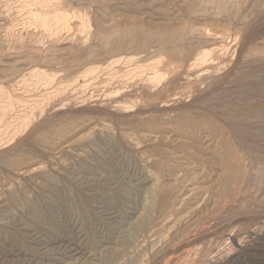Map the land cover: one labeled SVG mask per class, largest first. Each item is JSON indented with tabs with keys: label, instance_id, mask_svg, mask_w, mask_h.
<instances>
[{
	"label": "rangeland",
	"instance_id": "1",
	"mask_svg": "<svg viewBox=\"0 0 264 264\" xmlns=\"http://www.w3.org/2000/svg\"><path fill=\"white\" fill-rule=\"evenodd\" d=\"M8 1L0 0V15L7 20L5 23L1 21L0 27L5 24L12 26L16 21L19 22L20 16L15 12H17L16 7L20 5L16 3L18 5L16 6L14 2ZM61 1H65L68 6L79 11L80 16H85L82 20L84 24L87 23V25L85 24L87 26L85 36L88 35V37L80 34L84 37L81 38L75 30H70V32H66L68 35L63 33L61 37L59 36L64 38L63 42L58 36L52 38L55 39V42L59 39V42L55 43L57 45L55 47L57 51L60 49L59 52L65 55L64 57L54 51L55 56L58 55L56 58L63 57L62 59L66 60L67 56H70L69 51L73 52L74 48L77 49L76 51L86 49L90 57L87 60L88 66H95V64L98 66L104 57L105 60L103 59L101 68L113 61L117 62L112 70L114 73L119 72L117 75L123 76L121 78L116 76L117 79L110 82L111 86L110 84L106 86L103 81H101L103 84L98 83L102 76L106 78V76L109 77V73H113L111 70L106 75L108 70L103 67L106 73L103 70H98L94 78L90 80L92 81L89 83L90 86L68 88V101L63 111H78L79 115L81 113V120L67 121L66 123L69 125L65 123L64 128L62 125V130L56 133L57 136L53 133L52 136L49 135L45 139V142L47 141L45 147L51 152L47 153L51 160L48 157L42 159L33 153L29 154L30 156L24 153L27 156L24 155L25 157L22 158L23 154H20L19 163H17L19 166L16 165L10 171L12 174L9 178L12 181L7 179L8 177H0V187H2L0 188L2 190L0 191V220H2L0 221V264H263L264 0H229V2L224 0L221 7L215 0ZM4 11L5 14L2 13ZM11 17L17 18L15 23H11L14 20ZM74 21L73 23H75ZM14 27L16 28V25ZM90 27L91 29H89ZM181 30L183 32H180ZM135 31L137 32L135 33ZM176 31L178 32L175 34ZM141 32L146 36L148 34L147 37L150 34L148 43L150 41L152 43L148 44L146 52L144 48L140 47L125 52L128 50L125 49L127 44L134 37L139 39V34L142 36ZM73 33L75 37L71 36ZM69 36L71 37L68 38ZM82 39H86L84 40L85 44H81ZM161 39L164 41L161 42ZM165 40L169 42H165ZM106 41H110L111 44ZM221 41L223 43L222 52L218 54V57L215 55L211 61V64L214 62V65L219 69L202 70L204 65L201 67L196 65L194 59L200 57L203 49L209 48L210 45L211 48L217 47ZM55 44L53 42V45ZM105 44L107 45L105 46ZM72 46L74 48L71 50ZM48 55H54L53 51L51 50ZM100 56L102 59L99 58ZM195 56L197 58H194ZM215 57L216 60H214ZM96 58L100 61L95 60ZM129 58H133L132 63L137 61L134 64H129L131 62ZM110 60L112 61L110 62ZM120 60L121 62H119ZM158 60L161 63H158ZM97 61L98 63H95ZM155 63H158V66L163 65L164 71L169 68V72H167H171V74L168 75V77L170 76L168 81L173 83L152 87L141 81V76L144 73L140 76V71H144L149 65ZM131 65L135 67L134 73L139 72V75L131 74L135 77L136 84L133 83L130 86L129 84L134 81L132 76H128L131 72L128 67L131 70L133 68ZM138 65L146 68L140 67V69L143 68L140 70ZM5 66L10 67V65ZM25 66L29 67L30 65ZM123 68L125 69L123 70ZM101 72L103 74H100ZM124 73L128 75L126 76ZM59 74L65 75L64 71ZM118 77L122 80L119 79L121 84L127 83L126 87L117 84ZM199 77L202 78V81ZM175 81L177 83H174ZM104 84L107 88L102 87ZM177 84L178 89H182L178 90ZM117 86L121 93L113 96L112 91H119ZM126 95L129 98H134L133 102L138 99L139 105L123 112L122 109H117L119 107L117 101H121ZM148 103L151 105L149 106ZM154 103L156 104L154 105ZM57 111V114L61 112ZM155 112L157 113L155 114ZM56 113L54 114L56 115ZM108 117L109 120H106ZM100 118H102L101 121ZM111 120L114 122L111 123ZM260 123L263 124L260 125ZM46 126L43 125V127ZM23 135L14 136L10 142L5 139L11 145H5L3 142L2 147L4 148L0 144V153H2L0 154V170L9 169L7 166L9 159L12 155H16L17 151H21L20 147L28 140L25 138L27 134L25 133V137H22ZM13 145V150L16 152L12 150ZM7 154L12 155L8 156ZM34 155H37V158ZM217 156H222L227 164L221 173V179L228 187H225V190L222 186L219 187L220 189L218 187L215 189L217 200L213 206L214 208L216 204H219V207L224 206V209H219L220 217L222 215L230 218V222H226V225L223 224L226 229H229L224 232V235L231 231L233 234H231L232 236L223 235L225 239L223 237L221 241L216 235L211 237L205 231V226L201 225L198 218L194 216L195 209L202 203L206 194L201 196L202 198L196 206H193L190 201L193 196L203 192L207 182H210L207 178L206 165L210 162L212 165L215 164ZM44 160L45 163L42 162ZM254 164L255 166H252ZM156 167L157 170H155ZM6 180L10 182L7 186L8 181L6 182ZM44 180H46V185ZM56 180L59 181L57 182L59 185ZM178 181L180 188L173 190V193L169 192V195L166 196V199L169 196L168 199H165L164 205L162 204L160 210L156 212L153 208L157 201L155 200L157 194H161L167 189H173L172 187ZM158 183L161 184L158 185ZM19 189L22 193V204L24 206L29 204L26 205L27 208L23 205H14L18 209L15 210L14 206L5 204L4 196L16 194ZM230 189L232 190L230 191ZM1 192L3 193L1 194ZM242 199L246 206L242 204ZM260 200L263 202H259ZM244 201L250 205L247 206ZM33 204L37 205L38 214L30 216L28 207ZM240 206H244V209L257 207L256 211H259L258 214L263 218L252 227L240 223L238 225L235 221L236 218L233 219L232 216L236 214L235 207ZM19 208H26L27 211L21 212ZM226 211L227 214H225ZM150 213L151 215L154 213V215L151 217ZM4 214L6 216L10 214V216L3 217ZM146 214H149L150 217ZM148 220L152 221L148 222ZM28 224L33 227L27 226ZM6 231L8 232L6 233ZM208 232L210 233L209 229ZM1 233L3 234L1 235ZM236 236L238 237L236 238ZM122 239L123 241H121ZM229 243L235 246V250L230 254L226 248ZM200 245L206 247L204 256L200 257V260L185 253L192 248L200 247ZM208 246H211V252L207 250ZM244 253H250L251 259L246 258L247 255ZM169 254L174 255V261L166 260L171 257ZM235 256H238V259L229 263L228 261L236 258ZM192 260H196V262Z\"/></svg>",
	"mask_w": 264,
	"mask_h": 264
},
{
	"label": "bare ground",
	"instance_id": "2",
	"mask_svg": "<svg viewBox=\"0 0 264 264\" xmlns=\"http://www.w3.org/2000/svg\"><path fill=\"white\" fill-rule=\"evenodd\" d=\"M6 2V0H4ZM8 1V0H7ZM10 3L11 2H14V4L16 5V3H18L20 6L16 7V11L15 13H17L16 15L20 16L18 18L19 19V22L16 21L17 18H12L14 20H10L11 23H16L14 25H16V28L14 27V25L12 26H9V25H2V27H0V144H1V147L3 146V142L5 143V145H11V143L8 144V142L6 140H8L10 142V140H13V137L16 136V135H22L24 134L22 137H25V133L27 134V136L25 138H28V140L22 144V146L20 147L21 148V151L19 150V152L13 150L14 148V141H12V143L14 144L12 146V150L13 152L15 151L16 152V155H12L13 152L11 151L12 155L11 158L9 159L8 161V167L9 169H2L0 170V177H3L6 178L8 177L7 179L10 180V176H11V169L13 167H15L17 165V163H19V159H20V154H23L22 155V158H24L25 156H30L29 154L33 153V154H37L39 155L40 157H42V159L46 157L49 158L50 155L47 154V153H51L49 152V149L45 147L47 141L45 142V139H47V137L49 135H53V133L56 135L57 132H59V130L61 131L62 130V125H63V128L65 126V123L67 121L70 122V120H72L73 122V119L74 122L76 121V119L78 121H80V115L78 114V111H63L66 104H67V101H68V94H67V89L68 88H85V87H88L90 86V80H92L95 76V74L97 73V71H104L105 68H107L106 70H108V72L106 73V75H108L109 72H111L112 68L114 69V64H116L117 62H114L113 63H110L112 60H110V64L109 65H106V67H103L101 68L102 64H103V59L102 57L100 56L99 58L102 59L100 61V59L98 60V58H96L95 60H98L100 61L101 65L98 67L97 64H95V66H88V62L87 60L90 59V57L88 56V52L86 51V49L83 51L81 49H78V51H76L77 49L74 48L73 46H75V44H73V46L70 48L71 50L73 49L74 51L76 52H72V51H69V55L70 56H67L68 58L66 60L64 59H57L59 57L56 58V55L55 54H62L60 53V49H58L57 51V48L55 46H57L55 43L56 42H59V39H57L58 41L55 42V39H52V38H56L58 36V38H60L62 36L63 33H68L70 32V30H75L76 33L79 34V37L81 35L85 36L86 35V25L87 23L84 24V21L82 20L83 17L85 16H80L81 13L77 10H74L72 7L68 6L65 1H61V0H9ZM8 1V2H9ZM202 1V0H201ZM207 1V0H205ZM229 2V0H227ZM215 2L217 4H220V7L222 6L224 0H215ZM227 2V3H228ZM73 3V2H72ZM93 3V2H92ZM113 3V2H112ZM226 3V2H225ZM226 3V4H227ZM6 4V3H4ZM3 4V6H4ZM13 4V3H12ZM13 4V6H15ZM225 4V7H227ZM85 5V4H84ZM6 6V5H5ZM8 6L9 3H8ZM11 5V7H13ZM104 6V5H103ZM7 7V6H6ZM76 7V6H75ZM81 7V6H80ZM219 7V8H220ZM5 8V7H4ZM9 9V7H7ZM82 8V7H81ZM86 8V7H84ZM83 8V9H84ZM223 8V7H222ZM6 9V8H5ZM13 10H15L14 8H12ZM82 9V10H83ZM218 9V8H217ZM227 9V8H225ZM221 10V9H220ZM10 11V10H8ZM85 11V10H84ZM219 11V10H218ZM99 12V11H98ZM221 12V11H220ZM3 14H5V11L2 12ZM9 13V12H8ZM84 13V12H83ZM100 13V12H99ZM10 14V13H9ZM20 14V15H19ZM12 15V14H11ZM223 15V14H222ZM3 16V15H2ZM88 16V15H87ZM218 16V15H217ZM91 17V16H90ZM246 17V16H245ZM89 18V17H88ZM7 19L9 20V18L7 17ZM107 19V18H106ZM76 20V21H74ZM87 20V19H86ZM85 20V21H86ZM132 20V19H131ZM6 22L7 20H5L3 17H1L0 15V22ZM73 21L75 23H73ZM246 21V20H245ZM18 22V23H17ZM88 22V21H86ZM92 22V21H91ZM9 23V21H8ZM89 23V22H88ZM93 23V22H92ZM9 26V27H8ZM89 26V25H88ZM14 27V28H13ZM91 29V27L89 28ZM88 29V30H89ZM126 29V28H125ZM102 30V29H101ZM100 30V31H101ZM127 31V30H126ZM129 31V30H128ZM194 31V30H193ZM192 31V32H193ZM213 31V30H212ZM219 31V30H218ZM80 32V33H79ZM88 32V31H87ZM124 32V31H123ZM137 31H135L136 33ZM146 32V31H145ZM178 31L175 32V34L177 33ZM180 32H183L182 30ZM197 32V31H196ZM66 33V34H67ZM83 33V34H82ZM89 33H90V30H89ZM121 33V32H120ZM134 33V34H135ZM142 33V32H141ZM204 33V32H203ZM214 33V32H213ZM81 34V35H80ZM107 34V33H106ZM128 34V33H127ZM126 34V35H127ZM133 34V32H132ZM131 34V35H132ZM182 34V33H181ZM212 34V33H210ZM217 34V33H215ZM214 34V35H215ZM237 34V32H236ZM256 34V33H255ZM68 35V34H67ZM66 35V36H67ZM140 37L139 39H135L136 37H134V39L132 40V36H131V42L129 44H127V48L125 47V49L127 51L125 52H128L129 50H132V48H144L145 49V52L148 48V44H150V42L148 43V41L150 40V34H149V37L148 34L146 36V34L144 35L142 33V36L144 35V38L141 36V34H139ZM172 35V34H171ZM180 35V34H179ZM178 35V37H179ZM207 35V34H206ZM227 35V34H226ZM60 36V37H59ZM65 36V37H66ZM71 36L75 37L74 36V33L71 34ZM71 36H69L68 38H70ZM78 36V35H76ZM83 36H81V38H84ZM94 36V35H93ZM118 36V35H117ZM122 36V35H121ZM136 36V34H135ZM146 36V37H145ZM152 36V35H151ZM161 36V35H160ZM177 36V35H175ZM174 36V37H175ZM217 36V35H215ZM219 36V35H218ZM223 36H225L223 34ZM240 36V35H239ZM72 37V38H73ZM85 37H88L85 36ZM95 37V36H94ZM93 37V38H94ZM130 37V35H129ZM171 37V36H170ZM172 37V38H174ZM222 37V36H221ZM227 37V36H226ZM236 37V36H235ZM67 38V39H68ZM71 38V39H72ZM119 37H117L118 39ZM147 38V39H146ZM183 38V36H182ZM217 38V37H216ZM62 39L61 41L63 42L64 41V38H60ZM75 39V38H74ZM73 39V40H74ZM88 39V38H87ZM96 39V38H95ZM107 39V38H106ZM120 39V38H119ZM149 39V40H148ZM178 39V38H177ZM223 39V38H221ZM237 39V38H236ZM77 40V39H76ZM84 40L86 39H82L81 41V44H85L86 42H84ZM97 40V39H96ZM103 40H104V37H103ZM136 40V41H135ZM163 39H161V42H162ZM175 40V39H174ZM219 40V39H218ZM217 40V41H218ZM68 41V40H67ZM115 41V40H114ZM160 41V40H159ZM164 41V40H163ZM168 40H165V42H167ZM173 41V39H172ZM224 41V40H223ZM53 42L55 45H53ZM78 42V40H77ZM88 42V41H87ZM107 42V41H106ZM119 42V41H118ZM122 42V41H121ZM169 42V41H168ZM177 42V41H176ZM189 42V41H188ZM71 43V42H70ZM68 43V44H70ZM108 44H111L110 41L107 42ZM117 43V42H116ZM114 43V44H116ZM152 43V42H151ZM59 44V43H58ZM79 44H80V40H79ZM103 44V43H102ZM77 45V44H76ZM107 44H105L106 46ZM124 46L126 44H123ZM54 46V48H53ZM83 46V45H82ZM117 46V45H115ZM168 46V45H167ZM178 46V45H176ZM204 46V45H203ZM211 46V45H210ZM209 46V48L207 47V49H203L200 53V57L197 58L196 56L194 58H197V59H193L196 61H191V62H195L196 65H199L200 67L202 65H204V71H207L208 69L211 71V70H214V68H216L217 70L219 69L218 66L214 65L215 63L212 62L211 64V61H213V57L216 55L218 57V54L221 53L222 51V48H223V43L221 41L220 45L217 46V47H214V48H211ZM76 47V46H75ZM87 47V46H86ZM95 47V46H94ZM98 47V46H97ZM108 47V46H107ZM190 47V46H189ZM192 47V46H191ZM205 47V46H204ZM56 48V49H55ZM79 48V47H78ZM111 48V47H109ZM116 48V47H115ZM120 48V46H119ZM55 49V50H54ZM63 49V48H62ZM68 49H69V46H68ZM89 49V48H88ZM103 49V48H102ZM104 49H106L104 47ZM143 49V50H144ZM169 49V48H168ZM171 49V48H170ZM51 50L53 51L54 55H48ZM67 50V49H66ZM81 50V51H80ZM110 50V49H109ZM115 50V49H114ZM134 50V49H133ZM177 50V49H176ZM181 50V49H180ZM185 50V49H184ZM56 51V53L54 52ZM63 51V50H61ZM65 51V50H64ZM63 51V52H64ZM95 50H93L94 52ZM106 51V50H105ZM121 51V50H120ZM171 51V50H170ZM198 51V50H197ZM59 52V53H58ZM68 52V51H67ZM71 52V53H70ZM110 52V51H109ZM115 52V51H114ZM117 52V51H116ZM122 52V51H121ZM141 52V51H140ZM30 53V55H29ZM36 54L37 56H35L34 54ZM66 53V52H65ZM95 53V52H94ZM197 53V52H196ZM195 53V55H196ZM92 54V53H91ZM176 54V53H175ZM32 55V56H31ZM34 55V56H33ZM64 55V54H62ZM134 55V53H133ZM179 55V54H178ZM176 55V56H178ZM228 55V54H227ZM105 56V55H103ZM194 56V55H192ZM65 57V55H64ZM174 57V56H173ZM180 57V56H179ZM190 57V56H189ZM118 58V57H117ZM116 58V59H117ZM128 58V57H127ZM138 58V57H137ZM130 59V58H129ZM133 58L130 59V61L132 60ZM218 59V58H217ZM220 59V58H219ZM30 60V62H29ZM105 60V59H104ZM107 60V58H106ZM214 60H216V57L214 58ZM95 62V63H98ZM116 61V60H115ZM124 62H126L125 60H123ZM133 61V60H132ZM129 62L130 63H132ZM137 61V60H136ZM134 61V63L136 62ZM157 61V60H156ZM186 61V60H185ZM254 61V60H253ZM27 64H26V63ZM121 62V60L119 61ZM118 62V63H119ZM127 62V63H128ZM160 61L158 60V63ZM264 62V61H263ZM25 63V64H24ZM29 63V64H28ZM91 63V62H90ZM105 63V62H104ZM107 63V62H106ZM132 63V64H134ZM139 63V62H138ZM158 63H155V64H151L148 66L147 69H145L144 71H140L142 70L143 68H146V67H143V66H139V69L140 67H143L141 68L139 71H140V76L141 74H143L141 77V81L144 82L145 84H148L152 87H159V85L161 86L162 84L164 83H173V82H169L168 80L170 79V76L168 77L170 73H168V69L167 71H164L162 69V66L163 65H160L158 66ZM161 63V62H160ZM171 63V62H170ZM187 63V62H186ZM126 64V63H125ZM188 64V63H187ZM218 64V63H217ZM228 64V63H227ZM5 65H10V67H6ZM25 65H30L29 67L25 66ZM120 65V64H119ZM174 65V64H173ZM5 66V67H4ZM25 66V67H24ZM57 66H59V68H57ZM132 66V65H131ZM134 66V65H133ZM132 66V67H133ZM167 66V65H166ZM192 66V65H191ZM193 67V66H192ZM130 74L128 72V76H132L133 78V82L132 83H128L130 86L131 84H136L135 82V77L133 75H131L132 73H134L135 71V67L134 70L132 68V70L130 69V67H128ZM191 68V67H190ZM221 68V67H220ZM259 68V67H258ZM125 68H123L124 70ZM207 69V70H205ZM201 70V69H200ZM64 71V76L60 75L59 73L60 72H63ZM122 71V69H121ZM138 71V69H137ZM172 71V70H171ZM175 71V70H174ZM113 72V70H112ZM123 72V71H122ZM121 72V73H122ZM201 72V71H200ZM104 73V74H105ZM117 73L119 74V72H116V73H109V77L106 76H102V78L100 79V82L97 80L98 76L100 74H103V72H101L96 78V80L98 81V83H101V81H103L104 83H106V86H108V84H110L111 86V81L115 80L116 76H120V75H117ZM120 73V74H121ZM204 73V72H203ZM214 73V72H213ZM231 73V72H230ZM237 73V72H236ZM125 74V73H124ZM134 74L136 75H139V72H135ZM196 74V73H195ZM198 74V73H197ZM200 74V73H199ZM202 74V72H201ZM126 75V74H125ZM124 75V76H125ZM126 75V76H127ZM194 75V74H193ZM123 76V75H121ZM120 76V78H121ZM125 76V77H126ZM196 76V75H195ZM194 76V77H195ZM199 76V75H198ZM205 76V75H204ZM105 79H104V78ZM124 77V78H125ZM138 77V76H136ZM139 77V78H141ZM181 77V76H180ZM202 77V75H201ZM199 77V79L201 78ZM206 77V76H205ZM204 77V78H205ZM213 77V76H212ZM224 77V76H223ZM118 77V80L120 79ZM182 78V77H181ZM209 78V77H208ZM104 79V80H103ZM117 79V78H116ZM221 79V78H220ZM229 79V78H228ZM121 80V79H120ZM120 80L118 81V85L121 84L120 83ZM128 80H129V77H128ZM206 80V79H205ZM122 81V80H121ZM141 81L138 80L139 83H141ZM197 81V79H196ZM200 81H202V78L200 79ZM127 82V81H125ZM124 82V83H125ZM177 82L180 83L179 80H177ZM176 81L174 83H177ZM197 83V82H196ZM215 83V82H214ZM103 84V83H101ZM114 84V83H113ZM114 85H116V83ZM145 84H143L145 86ZM123 84H121L120 86L122 87ZM127 86V83L125 84ZM123 85V86H125ZM184 85V84H183ZM106 87L105 84L102 85V87ZM125 86V87H126ZM149 86V88H150ZM119 88V86H117ZM115 88V89H118V88ZM148 87V86H147ZM163 87V86H162ZM183 87V86H182ZM216 87V86H215ZM107 88V87H106ZM109 89V88H108ZM107 89V90H108ZM114 89V90H115ZM151 89V88H150ZM153 89V88H152ZM157 89V88H155ZM163 89V88H162ZM176 89V88H175ZM177 89H178V84H177ZM179 89H182V88H179ZM178 89V90H179ZM192 89V88H191ZM72 90V89H71ZM91 90V89H90ZM106 90V89H105ZM112 90H113V87H112ZM111 90V91H112ZM136 90V89H135ZM133 90V91H135ZM142 90V89H141ZM159 90V89H158ZM92 91V90H91ZM101 91V90H100ZM104 91V90H103ZM102 91V92H103ZM109 91V90H108ZM107 91V92H108ZM122 91V90H121ZM130 91V90H129ZM160 91V90H159ZM220 91V90H219ZM74 92V91H73ZM110 92V91H109ZM165 92V91H164ZM170 92V91H169ZM168 92V93H169ZM106 93V92H105ZM118 93H121L120 92V88H119V91L115 90V91H112L111 94L114 96V95H117ZM158 93V92H157ZM184 93V92H183ZM72 94V93H71ZM100 94V93H99ZM134 94V92H133ZM160 94V93H159ZM175 94V93H174ZM110 95V94H108ZM119 95V94H118ZM156 95V94H155ZM167 95V94H165ZM164 95V96H165ZM170 95V94H169ZM73 96V95H72ZM158 96V94H157ZM178 96V95H177ZM224 96V95H223ZM110 97V96H109ZM131 97V96H130ZM136 97V96H135ZM144 97V96H143ZM151 97V96H150ZM159 97V96H158ZM105 98V97H104ZM118 99V97H116ZM114 98V99H116ZM148 98V97H147ZM146 98V99H147ZM168 98V97H167ZM134 99V98H133ZM132 98H129L127 97H123L120 100L117 101V109L119 108L122 109V111L124 112L125 110H130V108H134L136 107L135 105H139V101H137L136 99L134 101H136L138 104H135L136 102H133ZM143 99V98H141ZM154 99V98H153ZM163 99V98H162ZM161 99V100H162ZM73 100V99H72ZM89 100V99H88ZM145 100V99H143ZM149 100V99H148ZM176 100V99H175ZM178 100V99H177ZM152 101V100H150ZM155 101V100H154ZM142 102V101H141ZM144 102V101H143ZM147 102V101H146ZM149 102V101H148ZM158 102V101H157ZM81 103V102H80ZM161 103V102H160ZM199 103V102H198ZM70 104V103H69ZM87 104V103H85ZM116 104V103H115ZM141 104V103H140ZM149 106L151 105L150 103H148ZM156 103H154L155 105ZM94 105V104H93ZM231 105V103H230ZM81 106V104H80ZM109 106V105H108ZM141 106V105H140ZM156 107V106H155ZM107 108V107H106ZM151 108V107H150ZM153 108V107H152ZM230 108V107H229ZM140 109V108H139ZM147 109V108H146ZM156 109V108H155ZM247 109V108H246ZM59 110V111H57ZM162 110V109H161ZM57 112H60V113H56ZM105 111V110H104ZM118 111V110H117ZM82 112V111H81ZM56 113V115L54 114ZM157 112H155L156 114ZM262 113V112H261ZM49 114V115H48ZM154 114V113H153ZM83 115V113H82ZM218 115V114H217ZM257 115V114H256ZM90 116V115H88ZM93 116V115H92ZM140 116V115H139ZM249 116V115H248ZM84 117V116H82ZM81 117V118H82ZM223 117V116H221ZM104 118V117H103ZM107 118V117H106ZM102 118H100V121H101ZM105 119V118H104ZM103 119V121H105ZM113 119V118H112ZM146 119V118H145ZM106 120H109V117L108 119ZM115 120V119H114ZM252 120V119H251ZM155 121V120H154ZM68 122V123H69ZM114 122V121H113ZM112 120H111V123H113ZM148 123V122H147ZM216 123V122H215ZM263 123H260V125H262ZM43 125H47L46 127H43ZM66 125H69L66 123ZM72 125V124H71ZM112 125V124H110ZM109 125V126H110ZM218 125V124H217ZM254 125V124H252ZM108 126V124H107ZM106 126V127H107ZM264 126V125H263ZM69 127V126H68ZM105 127V126H104ZM251 127V126H250ZM150 128V127H149ZM214 128V127H213ZM101 129V128H100ZM151 129V128H150ZM157 129V128H156ZM107 130V129H106ZM121 130V129H120ZM152 130V129H151ZM252 130V129H251ZM108 131V130H107ZM118 131V130H117ZM123 131V130H122ZM80 132V131H79ZM106 133V132H105ZM117 133V132H116ZM96 134V133H95ZM51 135V136H52ZM54 135V136H55ZM122 135V134H121ZM161 135V134H160ZM57 136V135H56ZM82 137V136H81ZM111 137V136H110ZM130 137V136H129ZM135 137V136H134ZM244 137V136H243ZM18 138V137H17ZM112 138V137H111ZM255 138V137H254ZM6 139V140H5ZM15 139V138H14ZM21 139V138H20ZM49 139V138H48ZM63 139V138H62ZM128 139V138H127ZM135 139V138H134ZM245 139V137H244ZM248 139V138H247ZM4 140V141H3ZM25 140V139H24ZM6 141V142H5ZM134 141V140H133ZM136 141V140H135ZM254 141V140H253ZM2 142V143H1ZM15 142H17L15 140ZM68 142V141H67ZM72 142V141H71ZM7 143V144H6ZM234 143V142H233ZM50 144V143H49ZM72 144V143H71ZM133 144V143H132ZM131 144V145H132ZM135 144V143H134ZM231 145V144H230ZM4 148V147H2ZM11 149V146L9 147ZM98 148V147H97ZM234 148V147H233ZM225 149V148H224ZM232 149V147H231ZM3 150V149H1ZM233 150V149H232ZM51 151V150H50ZM219 151V150H218ZM24 153H27L26 155ZM53 153V152H52ZM71 153V152H69ZM2 154V153H0ZM4 154V153H3ZM15 154V153H14ZM47 154V156H45ZM98 154V153H97ZM213 154V153H212ZM8 156H10L9 154H7ZM25 155V156H24ZM37 155H34L35 157ZM49 155V156H48ZM53 155V154H52ZM51 155V156H52ZM218 155V154H217ZM220 155V154H219ZM232 155V154H231ZM234 155V154H233ZM5 156V155H4ZM2 156V157H4ZM38 156V157H39ZM216 156V155H215ZM236 156V155H235ZM7 157V156H6ZM222 156H217L216 158V163L215 164H208L206 165L207 166V169H208V175H207V178L209 179V183L207 182V185L204 187V191L203 192H200V194L198 195H195L192 197V199L190 200L191 203L193 204V206H196L199 204L200 200H201V196L206 194V197L204 198V200L202 199V203L195 209L194 211V216H196L198 218V221L200 222L201 225L205 226L204 228H206V232L208 234H210L211 237H213V235H216L219 239L218 240H222L224 236H229L232 234V231L230 233H227V235H224V232L228 229H226L225 226H223V224H225L226 222L228 223L229 219L228 217H223L221 215L220 217V212H219V209L221 210L224 209V206L223 207H219V204L216 206L215 205V208L213 206V204L216 202V195H215V189H217V187L219 188L220 186H222L225 190V184H224V181L221 179V173L224 169V166L227 164L224 162V158ZM37 158V157H36ZM6 159V158H5ZM41 159V160H42ZM50 159V158H49ZM226 159V158H225ZM51 160V159H50ZM49 160V161H50ZM54 160V159H53ZM21 161V160H20ZM32 161V160H31ZM57 161V160H56ZM73 161V160H72ZM45 163V160L42 161ZM156 162V161H155ZM34 163V162H33ZM70 163V162H69ZM74 163V162H73ZM157 163V162H156ZM155 163V164H156ZM231 163V162H229ZM232 164V163H231ZM29 165V164H28ZM158 165V164H156ZM160 165V164H159ZM1 166H3V164L1 163ZM6 166V164H5ZM19 166V165H17ZM21 166V165H20ZM26 166V165H25ZM75 166V165H74ZM252 166H255L252 165ZM258 166V165H257ZM45 167V166H44ZM54 167V166H53ZM154 167V166H153ZM160 167V166H158ZM19 168V167H17ZM226 168V167H225ZM229 168V167H228ZM256 168V167H255ZM25 169V168H24ZM31 169V168H30ZM15 170V169H13ZM61 170V169H60ZM154 170V169H153ZM155 170H157V167L155 168ZM261 170V169H260ZM18 172V171H17ZM149 172V171H148ZM156 173V172H155ZM165 173V172H164ZM162 174V173H161ZM167 174V173H166ZM206 174V173H205ZM240 174V173H239ZM44 175V174H43ZM47 175V174H46ZM57 175V174H56ZM101 175V174H100ZM150 175V174H149ZM152 175V174H151ZM23 176V175H22ZM45 176V175H44ZM154 176V175H152ZM205 178H206V175H204ZM59 177V176H57ZM155 177V176H154ZM153 177V178H154ZM16 178V177H15ZM54 178V177H53ZM62 178V177H61ZM178 179V178H177ZM182 179V178H181ZM15 180V179H14ZM20 180V179H19ZM22 180V179H21ZM46 180H47V176H46ZM46 180H44V183L46 185ZM69 180V179H68ZM258 180V179H257ZM5 181V180H4ZM8 180H6L7 182ZM12 181V180H10ZM17 181V180H16ZM41 181V180H40ZM48 181V180H47ZM53 181V180H51ZM50 181V182H51ZM147 181V180H146ZM154 181V180H153ZM172 181V180H171ZM244 181V180H243ZM43 182V180H42ZM41 182V183H42ZM59 182L56 180V183ZM61 182V181H60ZM164 182V181H163ZM258 182V181H257ZM256 182V184H257ZM10 183L9 181L6 183V186L7 184ZM53 183V182H52ZM55 183V182H54ZM55 183V184H56ZM13 184V183H12ZM49 184V183H48ZM47 184V186H48ZM58 184V183H57ZM78 184V183H77ZM161 184V183H160ZM158 183V185H160ZM165 184V182H164ZM169 184V183H168ZM171 184V183H170ZM204 184V183H203ZM1 185H2V180H1ZM4 185V184H3ZM2 185V186H3ZM15 185V184H13ZM27 185V184H26ZM59 185V184H58ZM174 185V184H173ZM259 185V184H258ZM5 186V187H6ZM10 186V185H9ZM32 186V185H31ZM39 186V185H38ZM72 186V185H71ZM78 186V185H77ZM27 187V186H26ZM40 187H41V184H40ZM57 187V186H56ZM157 187V186H156ZM167 187V186H166ZM228 187V186H227ZM226 187V188H227ZM240 187V186H239ZM2 188V187H0ZM4 188V187H3ZM25 188V187H24ZM38 188V187H37ZM73 188V187H72ZM165 188V187H164ZM173 189H167V191H162L161 194L158 193L157 194V197L155 200H157L155 202V207L153 209L156 210V212H158V210H160L163 202L165 201L166 199V196L169 195V192H172L173 190L177 189V188H180V182L178 181L176 183L175 186L172 187ZM8 189V188H7ZM6 189V190H7ZM44 189V188H42ZM220 189V188H219ZM4 190V189H3ZM10 190V189H9ZM27 190V189H26ZM160 190V189H159ZM232 189H230L231 191ZM234 190V189H233ZM254 190V189H253ZM2 191V190H0ZM37 191V190H36ZM34 191V192H36ZM71 191V190H70ZM148 191V190H147ZM222 191V190H221ZM228 191V190H227ZM8 192V191H7ZM32 192V191H31ZM157 192V190H156ZM160 192V191H159ZM174 192V191H173ZM172 192V193H173ZM244 192V191H243ZM248 192V190H247ZM3 192H1L2 194ZM24 193V192H23ZM39 193V192H38ZM222 193V192H221ZM258 193V192H257ZM5 194V193H4ZM14 194V193H13ZM10 195L6 193L7 196H4L5 197V204H9L11 205L12 207L15 205H23L22 204V193L19 189V191L16 192V194L14 195ZM27 194V192H26ZM156 194V193H155ZM232 194V192H231ZM37 195V194H36ZM102 195V194H101ZM230 195V194H229ZM246 195V194H245ZM2 196V195H1ZM222 196V195H221ZM220 196V198H221ZM226 196V195H225ZM44 197V195H43ZM100 197V196H99ZM169 197V196H168ZM167 197V199H168ZM242 197V196H241ZM248 197V196H247ZM153 198V197H151ZM244 198V197H243ZM25 199V198H24ZM166 199V200H167ZM181 199V198H180ZM219 199V198H218ZM114 200V199H113ZM134 200V199H133ZM146 200V199H145ZM228 200V199H227ZM233 200V199H231ZM243 200L242 199V204H243ZM251 200V198H250ZM253 200V199H252ZM219 201V200H218ZM217 201V202H218ZM234 201V200H233ZM238 201V200H237ZM246 201V200H245ZM244 201V203H246ZM232 202V201H231ZM239 202V201H238ZM237 202V203H238ZM258 202V201H257ZM259 202H263V201H259ZM258 202V203H259ZM165 203V202H164ZM226 203V202H225ZM240 203V202H239ZM238 203V204H239ZM26 204V203H25ZM29 204V203H28ZM26 204V205H28ZM106 204V203H105ZM222 204V203H221ZM230 204V207H231V203ZM233 204V202H232ZM247 204V203H246ZM256 204V203H254ZM263 204V203H262ZM26 205L23 207H26ZM164 205V204H163ZM228 205V203H227ZM244 205V204H243ZM250 205V204H249ZM247 204V206H249ZM252 205V204H251ZM259 205V204H258ZM257 205V207H259ZM261 205V204H260ZM14 206V207H15ZM74 206V205H73ZM235 206V205H234ZM239 206V205H238ZM246 206V205H244ZM244 206H240V207H235L236 209H234V211L236 212L235 215H233V219L236 218V223H239L240 224H245L246 226L248 227H252L254 226L255 224H258L261 219L263 218V216H261L260 214H258L259 211H256L257 207H252L250 209H244ZM256 206V205H255ZM110 207V206H109ZM251 207V206H250ZM7 208H10L7 206ZM6 208V209H7ZM27 208V207H26ZM26 208L24 209H20V211L22 212L23 210L27 211ZM232 208V207H231ZM234 208V207H233ZM260 208V207H259ZM13 209V208H12ZM15 210H18L16 209V207L14 208ZM229 209V208H228ZM227 209V210H228ZM264 209V208H262ZM5 211V210H4ZM40 211V210H39ZM97 211V210H96ZM223 211V210H222ZM8 212V211H6ZM4 212V213H6ZM50 212V211H49ZM48 212V213H49ZM154 212V211H153ZM225 212V211H224ZM9 213V212H8ZM28 213L30 214V216H33V214H36L37 213V205L36 204H33L31 206L28 207ZM230 213V212H229ZM3 214V213H2ZM7 214V213H6ZM6 214L3 215V217L6 216ZM14 214V213H13ZM38 214V213H37ZM227 214V211L226 213ZM264 214V212H263ZM149 216V214H146ZM146 215H144L146 217ZM154 215V213H150V216L152 217ZM232 215V214H231ZM7 216H10L7 215ZM6 216V217H7ZM13 216V215H12ZM149 216V217H150ZM228 216H230L228 214ZM119 217V216H118ZM231 217V218H232ZM31 219V217H28V219ZM154 218V217H153ZM1 219V218H0ZM5 219V218H4ZM146 219V218H145ZM151 219V218H150ZM21 220V219H20ZM19 220V221H20ZM33 220V219H32ZM153 220V219H152ZM151 220V221H152ZM2 221V220H0ZM31 221V220H30ZM35 221V220H33ZM81 221V220H80ZM148 220V222H151ZM18 222V221H17ZM32 222V221H31ZM85 222V221H84ZM147 222V223H148ZM230 222V221H229ZM25 223V221H24ZM33 223V222H32ZM35 223V222H34ZM120 223V222H119ZM235 223V224H236ZM11 224V223H10ZM27 224V223H26ZM26 224H23L26 226ZM234 224V223H233ZM15 225V224H14ZM35 225V224H34ZM37 225V224H36ZM35 225V226H36ZM39 225V224H38ZM221 225V226H219ZM226 225V224H225ZM230 225V224H229ZM237 225V224H236ZM27 226L29 227H33V226H30V224H28ZM243 226V225H242ZM23 227V226H22ZM234 227V226H233ZM11 228V227H10ZM134 228V227H133ZM241 228V227H240ZM259 228V227H258ZM14 229V228H13ZM25 229V228H24ZM208 229L210 231V233L208 232ZM231 229V228H230ZM26 230H28V228H26ZM204 230V229H203ZM229 230V229H228ZM235 230V229H234ZM239 230V229H238ZM31 231V230H30ZM34 231V230H33ZM41 231V230H40ZM204 231V233H205ZM237 231V230H236ZM262 231V230H261ZM1 232V231H0ZM3 232V230H2ZM8 231H6L7 233ZM11 232V231H10ZM238 232V231H237ZM5 233V232H4ZM206 233V234H207ZM3 233H1L2 235ZM235 234H238L235 232ZM14 235V234H13ZM224 235V236H223ZM233 235V234H232ZM231 235V236H232ZM22 236V235H21ZM204 236V235H203ZM16 237H17V234H16ZM165 237V236H164ZM205 237V236H204ZM203 237V238H204ZM208 237V236H207ZM238 236H236L237 238ZM124 238V237H123ZM235 238V239H236ZM140 239V238H139ZM225 239V237H224ZM230 239V238H229ZM61 240V239H60ZM107 240V239H106ZM126 240V239H125ZM165 240V239H164ZM237 240V239H236ZM241 240V239H240ZM123 241V239L121 240ZM166 241V240H165ZM219 241V242H220ZM226 241V240H224ZM235 241V240H234ZM40 242V241H39ZM142 242V241H141ZM149 243V242H148ZM211 243V242H210ZM227 243V241H226ZM30 244V243H29ZM64 244V243H63ZM219 244V243H218ZM237 244H239L237 242ZM258 244V243H257ZM68 245V244H67ZM152 245V244H151ZM154 245V244H153ZM222 245H225V244H222ZM27 246V245H26ZM47 246V245H46ZM124 246V245H123ZM155 246V245H154ZM152 246V247H154ZM41 247V246H40ZM107 247V246H106ZM205 246L204 245H200L195 247V248H192L190 249L189 251L185 252V253H189V255H193V258L194 259H199L200 257L204 256L203 253H204V249L206 250V247L204 248ZM210 247L211 246H208L207 250L211 252L210 250ZM222 248V247H221ZM226 248H227V251H228V254L232 253V251L235 250V246H233L231 243H229L228 245H226ZM212 249V248H211ZM45 250V249H44ZM112 251V250H111ZM132 251V250H130ZM242 252V251H241ZM54 253V252H53ZM126 253V252H125ZM143 253V252H142ZM264 253V252H263ZM261 252V254H263ZM246 256V258H250L251 259V254L248 253H244ZM48 255V254H47ZM72 255V254H71ZM127 255V254H126ZM171 255V254H169ZM255 255V254H254ZM155 256V255H154ZM259 256V255H258ZM143 257V256H142ZM236 257V256H235ZM110 258V257H109ZM174 255L169 258H167L166 260L170 261H174ZM253 258V257H252ZM57 259V258H56ZM178 259V258H176ZM238 259V256L236 258H232L231 260H229L228 262L229 263H232V262H235L236 260ZM241 259V258H240ZM243 259V258H242ZM54 260V259H53ZM67 260V259H66ZM179 260V259H178ZM200 260V259H199ZM260 260V259H259ZM192 261H195L196 260H192ZM264 261V260H262ZM117 262V261H116ZM246 262V261H245ZM251 262V261H250ZM244 263V262H243ZM99 264V263H98ZM135 264V263H134ZM238 264V263H237ZM264 264V263H263Z\"/></svg>",
	"mask_w": 264,
	"mask_h": 264
}]
</instances>
